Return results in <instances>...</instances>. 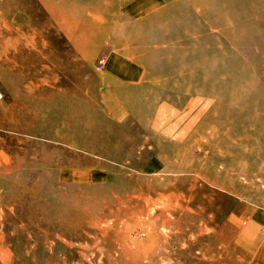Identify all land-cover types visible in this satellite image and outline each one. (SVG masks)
Returning <instances> with one entry per match:
<instances>
[{
    "label": "rangeland",
    "instance_id": "obj_1",
    "mask_svg": "<svg viewBox=\"0 0 264 264\" xmlns=\"http://www.w3.org/2000/svg\"><path fill=\"white\" fill-rule=\"evenodd\" d=\"M137 1L0 0V264H264V0Z\"/></svg>",
    "mask_w": 264,
    "mask_h": 264
},
{
    "label": "crops",
    "instance_id": "obj_2",
    "mask_svg": "<svg viewBox=\"0 0 264 264\" xmlns=\"http://www.w3.org/2000/svg\"><path fill=\"white\" fill-rule=\"evenodd\" d=\"M160 6L159 0H138L135 4H128L124 10L122 8V11L124 16L134 19L149 12L153 13ZM101 72H105L106 77L123 88L137 86L145 75V71L138 63L124 55L112 56Z\"/></svg>",
    "mask_w": 264,
    "mask_h": 264
},
{
    "label": "bare ground",
    "instance_id": "obj_3",
    "mask_svg": "<svg viewBox=\"0 0 264 264\" xmlns=\"http://www.w3.org/2000/svg\"><path fill=\"white\" fill-rule=\"evenodd\" d=\"M50 2H48L49 4V7L51 8V10L53 11V7H52V5H56V9H58L62 14L64 13V11H68L69 13H66V14H64L63 15V17H64V21H65V24L67 25V26H73V25H75L76 26V24H78L79 23V20L80 19H82V14H81V12H79V11H81V10H84V9H79V8H77V7H75L72 3H70L69 2V0H59V5L58 4H55L54 2H52L51 0H49ZM57 1V0H56ZM236 4H237V0H230V6H233V7H235L236 6ZM96 7H98V6H96ZM91 11V10H90ZM158 13V12H157ZM92 14V13H91ZM90 14V12H88V14H86V17H87V24H86V26L87 27H85V31H95V29L96 30H100V29H102V27H101V24H97V23H99L98 21H95V20H93L94 18H96V15L95 16H92ZM98 16V15H97ZM85 17V18H86ZM92 19L91 21H89V19ZM89 21V22H88ZM72 31V30H71ZM95 40V39H94ZM100 42V41H99ZM74 62V61H73ZM76 62V61H75ZM80 74V73H79ZM170 81V80H169ZM202 84V83H201ZM89 87H90V85H89ZM245 139V138H244ZM211 161H214V160H211ZM210 180V179H209ZM213 180V179H212ZM217 183V182H216ZM219 184H221V183H219ZM224 186V185H223ZM9 188V187H8ZM233 192V191H232ZM238 195V194H237ZM200 199V198H199ZM201 201V200H200ZM207 202V201H206ZM209 203V202H208ZM208 203H207V205H208ZM204 204V203H203ZM206 204V203H205ZM209 205H212V204H210L209 203ZM213 207V206H212ZM209 208V207H208ZM247 256V255H246ZM238 262V261H237ZM246 262V261H245ZM244 263V262H243ZM245 264V263H244ZM257 264V263H256Z\"/></svg>",
    "mask_w": 264,
    "mask_h": 264
},
{
    "label": "built area",
    "instance_id": "obj_4",
    "mask_svg": "<svg viewBox=\"0 0 264 264\" xmlns=\"http://www.w3.org/2000/svg\"><path fill=\"white\" fill-rule=\"evenodd\" d=\"M107 63H108L107 57L103 56V57L99 58V60L97 62V69L99 71H103L105 69Z\"/></svg>",
    "mask_w": 264,
    "mask_h": 264
}]
</instances>
